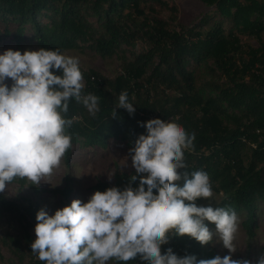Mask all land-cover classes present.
Here are the masks:
<instances>
[{
    "label": "trees",
    "instance_id": "1",
    "mask_svg": "<svg viewBox=\"0 0 264 264\" xmlns=\"http://www.w3.org/2000/svg\"><path fill=\"white\" fill-rule=\"evenodd\" d=\"M200 1L213 6L221 20L208 24L203 17L195 27L170 29L163 19L146 14L141 0H0V43L19 44L30 29L38 49H88L111 58L142 41L146 50L124 58L122 73L114 79L94 71L82 72V94L97 95L100 110L93 118L82 104L69 101L65 118L77 117L67 130L72 147L79 144L91 151L106 149L113 140L130 149L139 135L146 134L138 122L161 119L179 124L189 135L195 133L194 150H185L187 167L180 171L206 172L212 189L222 194L216 207L242 214L245 232L252 239L254 212L258 202L264 201V41L260 36L264 32V0ZM224 20L230 25L227 30L222 26ZM245 33L255 36L260 46L245 48L238 36ZM208 62L226 82L213 84L205 93L196 88L191 63L199 66ZM160 88L168 104L158 107L152 96ZM124 91L136 108L133 115L117 108ZM72 147L65 154L66 160ZM114 167L112 182H97L90 188L101 192L111 187L123 189L136 175L135 171L120 170L117 164ZM138 183L139 179L132 187ZM58 192L69 206L71 190ZM39 210L31 200L14 201L0 193V218L19 229L0 236V260L6 248L19 264L28 256L30 264H45L30 247L36 239ZM204 246L184 236L173 237L163 249L171 247L180 257L211 259L212 252Z\"/></svg>",
    "mask_w": 264,
    "mask_h": 264
},
{
    "label": "clouds",
    "instance_id": "2",
    "mask_svg": "<svg viewBox=\"0 0 264 264\" xmlns=\"http://www.w3.org/2000/svg\"><path fill=\"white\" fill-rule=\"evenodd\" d=\"M82 81L79 59L59 49L0 54V193L16 179L38 187L60 167L72 147L67 130L77 119L65 118L69 101L82 104L93 118L100 110L97 95L82 94ZM117 108L129 115L136 111L126 91ZM112 116H117L115 109ZM138 123L146 134L129 149L136 173L129 184L96 191L87 202L75 199L51 216L39 210L32 253L45 264H127L137 259L141 264H251L231 255L197 260L163 249L173 237L207 245L214 235L207 221L215 225L223 247L235 253L239 218L231 209L197 205L199 199L210 200L213 191L206 172L180 171L187 167L185 150H194L195 133L161 119ZM257 264H264V256Z\"/></svg>",
    "mask_w": 264,
    "mask_h": 264
},
{
    "label": "rangeland",
    "instance_id": "3",
    "mask_svg": "<svg viewBox=\"0 0 264 264\" xmlns=\"http://www.w3.org/2000/svg\"><path fill=\"white\" fill-rule=\"evenodd\" d=\"M161 3H165L164 5ZM140 7L144 9L149 16H155L163 19L170 29H175L178 26L186 28L195 27L200 19L203 17L208 20V24L221 20L220 16L216 14L213 6H207L200 0H141ZM222 26L227 30L230 25L228 21H222ZM205 27V26H204ZM240 42L246 48L247 46L257 48L260 46L258 39L248 33L238 34ZM261 40L264 41V32L261 33ZM124 49L125 47L122 46ZM11 49L13 51H20L21 54L25 50L36 51L39 50L35 41L32 40V32L27 30L24 39L19 44L4 41L0 43V54L5 50ZM146 50V45L137 40L132 47L126 48L125 53H120L118 56L111 58L100 57L93 51L84 49L79 50H64L61 53L65 56L76 57L79 59V67L81 72L94 71L106 79H114L122 73V62L124 58L131 59L133 52H142ZM124 54V56H123ZM191 67L195 68L196 88L200 91L208 93L211 86L222 85L226 80L220 75L218 71L213 70L210 62L207 65H195L191 63ZM189 68V66H188ZM84 84V80L82 81ZM11 84V81H8ZM165 91L160 88L152 96L153 100L159 106L168 104ZM168 94L169 92L166 91ZM158 109V108H157ZM225 124L229 125L230 121L223 120ZM248 152V150H247ZM117 164L120 170L130 172L135 171L132 167L131 157L129 156V148L120 141L115 142L110 140L106 149H96L94 151L88 150L84 146L75 144L72 147L71 154L66 160L65 156L62 158L59 168L54 169L50 177L42 179L41 184L37 186L31 185L26 180L16 179L11 184L7 185L6 191L2 193L7 199L19 201L21 198L31 200L37 204L40 209H44L48 214L54 215L57 209L65 207L66 199L63 194L58 192L62 189H70V202L75 199H80L87 202L91 195L96 192L90 188L91 185L97 182H112L115 172L114 165ZM213 196L210 200L203 199L197 205L207 206L211 203L213 208L220 202L222 194L212 189ZM239 218V231L234 240L236 246L235 253H229L215 235L216 228L214 224L207 221L205 223L209 229L214 233L213 240L204 246L206 251L212 252V258L219 255H231L233 259H247L251 264H257L261 256H264V201L258 202L254 212L253 231L254 237L249 239L245 232L243 221L245 217L242 214H237ZM18 228H11L5 219L0 218V236L5 232L15 233ZM33 234V231H31ZM3 259L0 264H19L17 259L9 253L5 248L2 249ZM23 264H30V256L25 258ZM108 264H114L109 261Z\"/></svg>",
    "mask_w": 264,
    "mask_h": 264
}]
</instances>
